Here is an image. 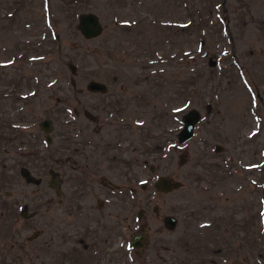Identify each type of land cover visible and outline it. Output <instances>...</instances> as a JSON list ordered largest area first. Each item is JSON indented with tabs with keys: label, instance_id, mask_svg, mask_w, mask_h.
I'll return each mask as SVG.
<instances>
[{
	"label": "rangeland",
	"instance_id": "374dc122",
	"mask_svg": "<svg viewBox=\"0 0 264 264\" xmlns=\"http://www.w3.org/2000/svg\"><path fill=\"white\" fill-rule=\"evenodd\" d=\"M71 1L0 0V122L42 132L49 117L54 132L66 107L71 125L85 129L87 98L100 95L86 92L89 80L109 91L136 82L125 86L143 98L141 132H156L158 143L149 163L182 186L142 191L154 195L151 217L155 204L177 224L151 222L145 250L127 251L126 264H264V0ZM87 11L103 24L93 39L76 28ZM192 108L201 118L178 144ZM37 190L18 169L0 168V264H39L36 218L20 215L24 202L36 206ZM8 200L20 202L12 220Z\"/></svg>",
	"mask_w": 264,
	"mask_h": 264
},
{
	"label": "flooded vegetation",
	"instance_id": "af4514ba",
	"mask_svg": "<svg viewBox=\"0 0 264 264\" xmlns=\"http://www.w3.org/2000/svg\"><path fill=\"white\" fill-rule=\"evenodd\" d=\"M131 83L136 84L113 82L119 90L109 91L103 82V92L88 91L85 85L86 92L100 94L87 98L91 106L83 112L88 118L85 129L71 125L66 107L58 110L65 120L54 132H50L49 117L38 124L42 132L25 133L0 122V168L11 173L18 169L20 176L38 185L36 206L30 200L24 202L25 212L20 215L27 220L36 218L39 264H126L127 251L139 256L145 250L148 228L160 211L154 204V217L149 215L154 195L143 198L142 191L165 175L155 174L149 163L157 150L156 132H141L143 98L128 90L125 85ZM46 119L48 131L41 126ZM111 119L115 122L106 128L104 120ZM143 166L150 170L144 177ZM8 201L3 206L12 220L20 202ZM168 215L160 216L165 228ZM233 224L247 227L236 217ZM138 234L145 236L143 247H131Z\"/></svg>",
	"mask_w": 264,
	"mask_h": 264
},
{
	"label": "water",
	"instance_id": "95a60500",
	"mask_svg": "<svg viewBox=\"0 0 264 264\" xmlns=\"http://www.w3.org/2000/svg\"><path fill=\"white\" fill-rule=\"evenodd\" d=\"M76 28L81 34V36L85 39H93L100 36L103 32V24L99 18V16L92 12H82L77 17V24ZM68 68L70 69L71 73L74 74L76 72V67L72 62L68 63ZM72 82L75 81L72 79ZM86 90L88 91H99L103 92L105 90V85L102 82L96 80H89L86 85ZM201 118L200 112L195 109H189L181 116V129L176 135L177 142L179 144H183L189 139H191L194 135V129ZM48 124V120H43L41 122V126L44 128L45 125ZM46 131L49 130L48 127L44 128ZM216 150L218 146L215 147ZM182 186L181 182L172 181L166 176H160L158 180L154 183V189L159 193H167L173 190H176ZM264 194V190H263ZM165 226L167 229H173L177 224V219L172 216L168 215L164 219ZM145 243V236L143 234H138L133 238L131 243V247L135 248H142Z\"/></svg>",
	"mask_w": 264,
	"mask_h": 264
},
{
	"label": "trees",
	"instance_id": "16d2710c",
	"mask_svg": "<svg viewBox=\"0 0 264 264\" xmlns=\"http://www.w3.org/2000/svg\"><path fill=\"white\" fill-rule=\"evenodd\" d=\"M74 3H76V0H75V1H71V2H69L68 4L73 5ZM202 16H203V15H202Z\"/></svg>",
	"mask_w": 264,
	"mask_h": 264
}]
</instances>
